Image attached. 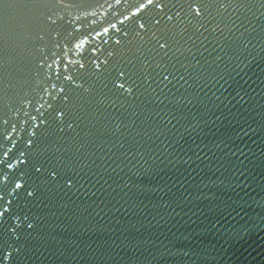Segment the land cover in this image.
Instances as JSON below:
<instances>
[{"label": "water", "instance_id": "water-1", "mask_svg": "<svg viewBox=\"0 0 264 264\" xmlns=\"http://www.w3.org/2000/svg\"><path fill=\"white\" fill-rule=\"evenodd\" d=\"M0 264H264V0H0Z\"/></svg>", "mask_w": 264, "mask_h": 264}, {"label": "snow or ice", "instance_id": "snow-or-ice-1", "mask_svg": "<svg viewBox=\"0 0 264 264\" xmlns=\"http://www.w3.org/2000/svg\"><path fill=\"white\" fill-rule=\"evenodd\" d=\"M149 2H151V0H149ZM17 187H19V185H17Z\"/></svg>", "mask_w": 264, "mask_h": 264}]
</instances>
